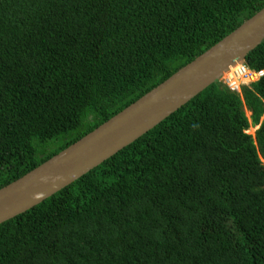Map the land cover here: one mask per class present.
Masks as SVG:
<instances>
[{"label":"trees","instance_id":"1","mask_svg":"<svg viewBox=\"0 0 264 264\" xmlns=\"http://www.w3.org/2000/svg\"><path fill=\"white\" fill-rule=\"evenodd\" d=\"M263 7L0 0V189ZM243 63L264 70V40ZM240 93L212 84L66 189L1 223L0 264H264V76ZM250 126H258L254 137Z\"/></svg>","mask_w":264,"mask_h":264},{"label":"water","instance_id":"2","mask_svg":"<svg viewBox=\"0 0 264 264\" xmlns=\"http://www.w3.org/2000/svg\"><path fill=\"white\" fill-rule=\"evenodd\" d=\"M264 40V7L236 30L114 117L0 189V224L47 198L137 141L242 63Z\"/></svg>","mask_w":264,"mask_h":264},{"label":"built area","instance_id":"3","mask_svg":"<svg viewBox=\"0 0 264 264\" xmlns=\"http://www.w3.org/2000/svg\"><path fill=\"white\" fill-rule=\"evenodd\" d=\"M231 68H234L232 76L224 77L220 82L223 88L228 89L231 92H239L240 87L244 82L253 83L264 76L263 70L251 71L243 62Z\"/></svg>","mask_w":264,"mask_h":264},{"label":"rangeland","instance_id":"4","mask_svg":"<svg viewBox=\"0 0 264 264\" xmlns=\"http://www.w3.org/2000/svg\"><path fill=\"white\" fill-rule=\"evenodd\" d=\"M243 85H247V86H250V82H244L243 84H242V86ZM237 95H241V93H237ZM245 112H246V116L248 117V118H250V113L249 112H247L246 110H245ZM258 129V126L257 127H253V126H250V128L246 131V133L248 134V135H251L252 137H254L255 136V132H256V130Z\"/></svg>","mask_w":264,"mask_h":264},{"label":"clouds","instance_id":"5","mask_svg":"<svg viewBox=\"0 0 264 264\" xmlns=\"http://www.w3.org/2000/svg\"><path fill=\"white\" fill-rule=\"evenodd\" d=\"M263 71H264V70H263ZM259 80H260V79H259ZM259 80H258V81H259ZM258 81L253 82V83H250V85H251V84H255V83H257ZM219 84L221 85L220 82H219ZM221 86H222V85H221ZM243 86H247V85H243ZM241 87H242V86H241ZM248 87H249V86H248ZM236 93H240V90H239V92H236ZM96 129H97V128H96ZM93 131H94V130H93ZM78 141H79V140H78ZM78 141H77V142H78ZM75 143H76V142H75ZM75 143H74V144H75ZM72 145H73V144H72ZM69 147H70V146H69ZM41 165H42V164H41ZM33 170H34V169H33ZM30 172H31V171H30ZM28 173H29V172H28ZM85 175H86V174H85ZM83 176H84V175H83ZM83 176H81L80 178H82ZM80 178H78L77 180H79ZM77 180H75V181H77ZM75 181H74V182H75ZM72 183H73V182H72ZM72 183H71V184H72ZM69 185H70V184H69ZM69 185H67V186L64 187L63 189H66ZM6 186H7V185H6ZM63 189H61L60 191H62ZM60 191H58V192H60ZM58 192H57V193H58ZM55 194H56V193H55ZM52 196H53V195H52ZM52 196H51V197H52Z\"/></svg>","mask_w":264,"mask_h":264},{"label":"bare ground","instance_id":"6","mask_svg":"<svg viewBox=\"0 0 264 264\" xmlns=\"http://www.w3.org/2000/svg\"><path fill=\"white\" fill-rule=\"evenodd\" d=\"M233 71H234V68H231V67H230L229 70H228V72L224 75V77L226 78V77H228V76H232ZM224 77H223V78H224ZM223 78H222V79H223Z\"/></svg>","mask_w":264,"mask_h":264}]
</instances>
